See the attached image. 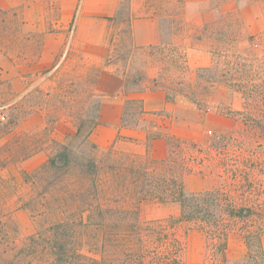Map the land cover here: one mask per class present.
<instances>
[{"label":"rangeland","instance_id":"obj_1","mask_svg":"<svg viewBox=\"0 0 264 264\" xmlns=\"http://www.w3.org/2000/svg\"><path fill=\"white\" fill-rule=\"evenodd\" d=\"M131 5L136 20L158 30L159 43L132 44ZM100 27L74 28L71 43L68 30L57 41L53 35L40 37L35 47L26 45L28 50L52 54L37 55L18 53L24 45L4 44L2 34L17 28L0 26V264H38V257L20 249L48 251L50 226L59 221L75 223L80 252L97 259L105 253L108 264H119L106 254L111 246L86 230L87 215L99 222L97 208L109 207L136 210L142 221L177 218V202L137 194L126 169L143 164L151 170V160L168 158L172 151L190 158V172L182 179L186 192L215 190L240 205L264 203V133L240 112L245 98L238 87L250 69L255 79L263 72L264 0H121L116 16ZM32 55L38 57L29 59ZM122 66L129 67L125 90L134 92L122 121L144 126L143 132L118 134L111 144L100 145L93 133L102 123L99 90L110 87L98 80ZM147 88L159 91L169 106L144 110ZM157 137L161 142L154 143ZM63 150L68 167L62 159L51 164ZM89 161L96 163L93 170ZM114 167L123 178L112 176ZM242 226L229 225L232 259L245 251ZM173 228L184 264L206 258L201 231H190L185 222ZM38 233L45 239L31 241Z\"/></svg>","mask_w":264,"mask_h":264},{"label":"trees","instance_id":"obj_2","mask_svg":"<svg viewBox=\"0 0 264 264\" xmlns=\"http://www.w3.org/2000/svg\"><path fill=\"white\" fill-rule=\"evenodd\" d=\"M262 71L260 78L255 79V69H250L245 75L246 78H240L238 87L245 98L244 110L240 112L245 113V118L250 119L264 133V67ZM176 147L183 149L181 143ZM60 159L64 161L63 164L68 162L66 151L59 152L50 163L55 165ZM189 159L180 151L177 156L172 151L168 158L151 160L154 163L151 170L143 164H130L126 167L134 184V192L145 193L161 201L177 202L180 206L177 218L142 221L138 219L136 210L98 207L101 221L91 222L92 215L88 214L86 230L91 232L92 237L98 240L101 237L100 240L111 246L106 254L109 259H117L119 264H184L179 258L182 243L174 234L173 227L177 222L190 224V231H201L205 239L209 253L197 264H264V203L240 205L225 192L215 190L186 192L182 179L190 172ZM89 165L90 170L96 167L94 161H89ZM175 166L179 169L178 172L174 171ZM111 174L114 178L124 176L116 167ZM109 212L110 216L114 212V216L109 217L111 220L107 222L105 219ZM234 221L243 224L241 232L245 251L242 257L232 259L227 245L229 225ZM50 230L49 237H41L42 233L30 237L31 241H36L37 238L44 240L46 237L51 243L48 251L32 247L20 249V253L38 257V264L109 263L105 253L99 254L97 259L79 251L74 245L78 241L75 223L59 221L51 225ZM83 259L91 262H84Z\"/></svg>","mask_w":264,"mask_h":264},{"label":"crops","instance_id":"obj_3","mask_svg":"<svg viewBox=\"0 0 264 264\" xmlns=\"http://www.w3.org/2000/svg\"><path fill=\"white\" fill-rule=\"evenodd\" d=\"M121 0H0V26L1 28H17L15 33L9 34L6 31L2 36H6L4 44L24 45V48H17V52L22 54L27 51L32 54L47 52L52 54L51 50L44 51L38 48L28 50L29 43L34 47L40 43V37L53 35L57 37L64 30H68V43H71L74 28L90 30L101 25L99 29H105L109 19L114 18L119 11ZM132 3V2H131ZM133 5V3H132ZM131 5V6H132ZM131 23L130 32L132 44L135 46H150L160 42L159 32L152 23L138 21L135 19L133 6L130 9ZM88 24V26H87ZM81 42H88L83 40ZM42 43V40H41ZM5 50V48H4ZM53 54H56L53 52ZM21 57V56H20ZM38 56L32 55L29 59H35ZM6 58H14L13 55H6ZM18 58V57H17ZM48 58L59 59L55 55H48ZM129 74V67L122 66L120 69H113L101 74L98 82L107 83L109 89L99 90L103 94L102 103L98 119L102 123L96 124L94 132L97 131V143L100 145L111 144L118 134L129 133L131 136L141 135L144 126H131L125 124L122 119L124 108L128 99L134 98V92H126V76ZM136 90V89H135ZM142 104L144 110L164 109L169 106V102L162 96L159 91L145 89L142 92ZM103 100V99H102ZM154 115V114H152ZM103 119H113L112 121L103 122ZM152 127H155L154 121ZM150 129V127L147 126ZM146 133V131H145ZM143 134V137L145 136ZM154 143L161 142L160 139L154 138ZM152 140V141H153Z\"/></svg>","mask_w":264,"mask_h":264}]
</instances>
